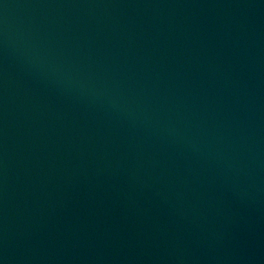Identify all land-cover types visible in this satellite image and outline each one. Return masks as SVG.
<instances>
[{
	"label": "water",
	"instance_id": "95a60500",
	"mask_svg": "<svg viewBox=\"0 0 264 264\" xmlns=\"http://www.w3.org/2000/svg\"><path fill=\"white\" fill-rule=\"evenodd\" d=\"M0 264H264V0H0Z\"/></svg>",
	"mask_w": 264,
	"mask_h": 264
}]
</instances>
